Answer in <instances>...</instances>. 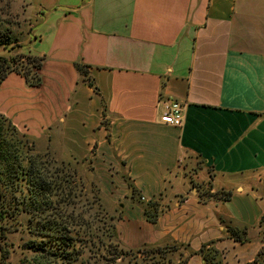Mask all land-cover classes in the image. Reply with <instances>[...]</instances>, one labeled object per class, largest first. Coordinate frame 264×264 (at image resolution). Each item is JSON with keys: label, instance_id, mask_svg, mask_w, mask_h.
Instances as JSON below:
<instances>
[{"label": "crops", "instance_id": "obj_1", "mask_svg": "<svg viewBox=\"0 0 264 264\" xmlns=\"http://www.w3.org/2000/svg\"><path fill=\"white\" fill-rule=\"evenodd\" d=\"M23 7L32 23L0 57L39 59V85L6 73L0 115L39 151H66L93 169L115 165L113 221L123 249L182 245L193 252L186 264H204L197 252L215 242L224 264L253 260L264 216V0H25ZM167 100L182 106L179 127L163 117ZM98 177L109 180L106 171ZM123 177L143 200L130 196ZM206 183L232 192L223 207L250 227L248 243L225 239L216 206L199 202ZM154 201L162 211L153 225L141 203Z\"/></svg>", "mask_w": 264, "mask_h": 264}, {"label": "trees", "instance_id": "obj_2", "mask_svg": "<svg viewBox=\"0 0 264 264\" xmlns=\"http://www.w3.org/2000/svg\"><path fill=\"white\" fill-rule=\"evenodd\" d=\"M6 45H11V36L8 30L0 31V46ZM76 68L83 78L87 77L83 66L76 65ZM39 69V59L27 57L24 62L18 63L0 57V82L6 73L17 72L25 78L29 86H38L36 71ZM34 146L32 140L19 134L0 115V225L4 223L6 226H0V237L7 232L8 221L14 222L19 229H14L12 233H26L30 238L23 245L22 251L34 253L39 264H42L41 261H50L51 258L59 261V264H72L90 246L100 251L103 244L97 240L93 230L94 216L81 208L77 210L76 204L82 201V184L77 173L63 164L58 165L46 154L37 153ZM123 181L130 196L139 202V193L130 180L123 177ZM197 190L199 202L216 206L215 215L223 228L225 239L239 244L248 243L250 227L233 219L223 207L224 203L230 201L232 192H211L210 183ZM159 207L157 201L141 203L148 223L156 224L162 211ZM110 220L113 221L114 217L111 216ZM257 228L260 230L262 247L253 260L243 264H264V216L260 217ZM105 230L104 236L109 242L103 250L113 260L134 252L143 261L149 260V264H173L172 255H176L178 264H186L187 258L193 255L186 247L176 244L155 249L125 250L116 240L114 223ZM197 254L204 264H224L220 252L215 248V242L203 244Z\"/></svg>", "mask_w": 264, "mask_h": 264}, {"label": "rangeland", "instance_id": "obj_3", "mask_svg": "<svg viewBox=\"0 0 264 264\" xmlns=\"http://www.w3.org/2000/svg\"><path fill=\"white\" fill-rule=\"evenodd\" d=\"M25 0H0V31L4 32L8 30V34L11 36V44L16 42L17 38H20L27 25L32 23L29 10L24 6ZM37 30V27L35 28ZM23 33V34H22ZM29 44H26L28 46ZM14 46L6 45L0 46V55H8V52L12 50ZM9 61L15 60L21 63L17 56L7 58ZM35 147V146H34ZM35 151L39 154H46L49 158L53 159L58 165L63 164L69 170H74L77 173V177L82 184L81 188V203L76 204L77 210L81 208L83 211H87L88 214L94 216L93 230H95L96 237L98 238L103 247L98 251L96 247H87L84 255L72 264H149L150 261H143L138 253H127L122 258L113 260L105 249V245L109 242L106 236H104L105 228L108 227L114 221L110 220V217H115L113 211L118 208L119 198L116 195L119 194L120 181L117 178V171H115V165L109 162L111 165L103 164L100 168H94L86 158H81L76 161L70 158L69 152H53L51 150L39 151L36 147ZM93 153V152H91ZM93 157V155H91ZM115 159V158H114ZM102 171H106L109 177L108 182L101 183L100 174ZM116 172L113 174V172ZM100 172V173H99ZM99 199V200H98ZM98 200V201H97ZM100 201V202H99ZM25 221V218H24ZM23 223V227L24 228ZM7 232H4L3 237H0V264H39L36 260V255L30 251L24 253L22 251L23 245L30 240L26 233H12V231L18 228L14 222L8 221ZM0 226H5L1 224ZM6 227V226H5ZM19 229V228H18ZM97 246L100 243L95 241ZM49 258V257H48ZM173 264L177 263L176 255H172ZM42 264H59V261H55L51 258L50 261H41ZM54 262V263H52Z\"/></svg>", "mask_w": 264, "mask_h": 264}, {"label": "built area", "instance_id": "obj_4", "mask_svg": "<svg viewBox=\"0 0 264 264\" xmlns=\"http://www.w3.org/2000/svg\"><path fill=\"white\" fill-rule=\"evenodd\" d=\"M163 117L169 126L179 127L183 121L182 106L176 101L167 100L163 107ZM141 200H143L141 198Z\"/></svg>", "mask_w": 264, "mask_h": 264}]
</instances>
